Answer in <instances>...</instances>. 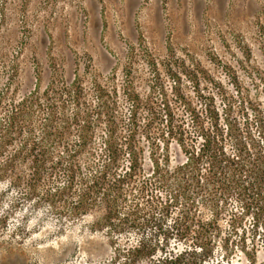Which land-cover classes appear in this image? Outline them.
Wrapping results in <instances>:
<instances>
[{"label": "trees", "instance_id": "trees-1", "mask_svg": "<svg viewBox=\"0 0 264 264\" xmlns=\"http://www.w3.org/2000/svg\"><path fill=\"white\" fill-rule=\"evenodd\" d=\"M152 72L146 93L127 70L119 85L75 73L41 86L38 72L26 91L15 73L0 83V228L28 206L93 215L118 264H205L218 252L227 264L237 250L255 263L246 234L264 233V87L187 93L182 71Z\"/></svg>", "mask_w": 264, "mask_h": 264}, {"label": "rangeland", "instance_id": "rangeland-1", "mask_svg": "<svg viewBox=\"0 0 264 264\" xmlns=\"http://www.w3.org/2000/svg\"><path fill=\"white\" fill-rule=\"evenodd\" d=\"M154 67L163 78L182 71L187 93L254 96L264 87V0H0V83L15 73L19 92L34 85L37 72L41 86L75 73L86 83L119 85L127 70L146 93ZM94 218L22 206L0 228V264H118ZM263 235L246 234L254 264H264ZM135 240L132 233L117 238L124 247ZM238 252L227 264H247ZM220 255L205 264H218Z\"/></svg>", "mask_w": 264, "mask_h": 264}]
</instances>
